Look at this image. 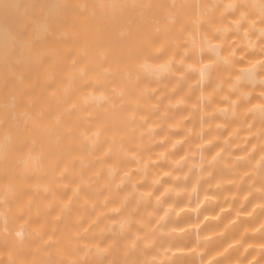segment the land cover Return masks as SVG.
Instances as JSON below:
<instances>
[{"label":"clouds","instance_id":"obj_1","mask_svg":"<svg viewBox=\"0 0 264 264\" xmlns=\"http://www.w3.org/2000/svg\"><path fill=\"white\" fill-rule=\"evenodd\" d=\"M26 5L0 28V264H264V0Z\"/></svg>","mask_w":264,"mask_h":264},{"label":"bare ground","instance_id":"obj_2","mask_svg":"<svg viewBox=\"0 0 264 264\" xmlns=\"http://www.w3.org/2000/svg\"><path fill=\"white\" fill-rule=\"evenodd\" d=\"M26 6V0H21L19 4L10 5L3 14H0V28L5 26H15L18 18L17 10L23 9Z\"/></svg>","mask_w":264,"mask_h":264}]
</instances>
